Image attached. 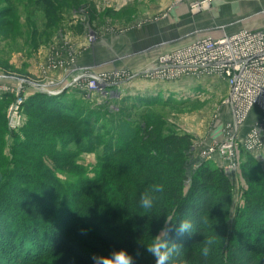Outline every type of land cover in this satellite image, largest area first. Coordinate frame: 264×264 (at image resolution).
Masks as SVG:
<instances>
[{
	"label": "trees",
	"instance_id": "obj_1",
	"mask_svg": "<svg viewBox=\"0 0 264 264\" xmlns=\"http://www.w3.org/2000/svg\"><path fill=\"white\" fill-rule=\"evenodd\" d=\"M35 1L45 8L49 17H58L59 4L56 0ZM90 15L93 17L92 25L99 22L98 12L91 10ZM77 93L87 97L84 92L68 90L58 97L36 94L23 104L28 115L35 111L44 113L50 123L51 120H56V123L62 120L72 128L53 133L48 128L50 124L46 125L41 119H30L13 141L12 153L20 159V163H12H17L19 167H11L10 160L0 159V183L3 182L0 187L3 186L0 192V264H56L57 260L62 264H94L93 257L98 254L88 253L90 258L85 262L80 260L82 254H86L83 251L80 256L69 255L68 246L77 247L82 242L78 237H83L90 249H100L99 256L108 257L115 251L125 250L132 257L133 264H155V257L147 252L145 244L159 235L167 215H173L174 220L169 225L172 228L169 242L180 247L179 253L168 264H264V225L258 229L252 226L264 221V169L251 154L242 152L246 156L242 174L255 170L260 176L256 184L253 183L254 177L244 176L247 186L242 195L244 209L238 212L236 223L231 227L230 209L235 194L233 183L223 169H212L208 166L209 162L201 163L202 166L189 176L194 149L191 137L168 131L161 121L138 124L132 119L131 122L116 120L123 114H131L130 111L107 113L108 127L101 132L103 125L97 126L96 112L92 114L91 110L85 116L87 109L83 110L68 98L69 94L76 96ZM82 96L78 98L86 101ZM5 98L12 97L7 95ZM128 98L120 97L118 100L132 102ZM151 99L154 98H137L146 102ZM5 121L3 117L0 134L5 129ZM120 123L121 130H116L118 127L114 130ZM27 150L34 151L28 154ZM83 154L100 155L96 177L79 180L72 183L73 186L68 183L67 189L56 187L58 189L54 190L53 196L48 198L42 190L48 186L41 180L47 179V176L51 179V173L62 176V167L65 170L78 169L77 160ZM62 160L65 163L60 166L59 163L63 162L58 161ZM53 161L54 168L40 171V166ZM109 171L124 177L123 182L141 194L148 192L152 195L154 207L151 212H136L130 195L124 194L123 190L119 202L114 196L106 199L107 195H101L97 184L115 183L112 179L104 180ZM71 174L74 172H66L65 175ZM12 175L21 176L28 182L24 184L14 180L12 188L7 182L4 187V182L8 177L11 180ZM59 182V179L52 180L53 184ZM160 183L165 185L164 192H153L152 186ZM15 189L31 192L30 203H35V198L39 199L41 205L36 207V213L46 219L26 211L15 200L11 202L7 197L14 195ZM16 204L24 208L18 209ZM254 208L260 209L262 216H258L257 220L244 219L243 211ZM127 211L132 212L130 218L126 216ZM190 218L194 232L178 235L175 229L180 220ZM207 236H215L217 243L205 258L200 249Z\"/></svg>",
	"mask_w": 264,
	"mask_h": 264
},
{
	"label": "rangeland",
	"instance_id": "obj_2",
	"mask_svg": "<svg viewBox=\"0 0 264 264\" xmlns=\"http://www.w3.org/2000/svg\"><path fill=\"white\" fill-rule=\"evenodd\" d=\"M56 1L59 4L58 17H49L45 8L35 0H0V124L3 117L6 120L5 129L0 134V159L10 160L11 167H14V165L19 167L17 163H20L18 162L20 159L13 156L12 146L14 138H17L15 135L24 128L28 120H43L47 123L46 125L50 124L48 128L53 133L56 130L58 132L61 129L72 128L70 124L62 120H57L60 123L51 120L50 123L44 113L35 111L28 115L24 111V107L19 110V124L17 126L13 125V122L14 124L17 123V120L13 121L12 119L15 112L12 111V108L16 100L19 101L21 97H24L27 101L36 94H41L35 92L31 85L21 84V81H31L39 85L48 79L59 80L60 77L66 76V74L75 75L84 70L82 68L88 69L87 67H95L93 72L96 74L111 72L117 67L121 71L128 70L136 74L138 71L143 72L152 67L161 54L184 50L189 44L198 39L211 37L216 40L221 36H227L229 32L234 34L242 29L255 30L264 26V0H238V11L235 13L232 11L235 0H224L220 5H217L216 0H213L215 1L213 6L199 12L192 11L189 4L177 5L175 9L173 7V4L176 3L175 0ZM91 10L98 12L100 18L99 22L93 25L91 21L93 17L90 15ZM176 10H178V14ZM167 11H171V13L165 16ZM148 18L157 20L156 24L161 25L159 36L155 38L148 36L146 39H139L138 34L133 36V34L135 35L134 32L140 30V28L131 29L124 32V34L120 32L133 27L136 21ZM241 21H244L243 24L241 23L243 26L237 28ZM89 29H92L95 33L92 32L91 34ZM150 31L151 29L148 30L149 33ZM97 38L99 39L97 40ZM59 41L66 43L67 52L62 54L61 63L53 67L54 65H49V55ZM165 44L166 46H164ZM137 47L143 48L134 50ZM131 56L133 58L127 59ZM113 59L115 62L112 61ZM109 65H112V67ZM137 65L139 67L134 68ZM113 66L115 67L113 68ZM146 79L144 76H139L118 91L122 94V97H129L128 99L132 101L130 103L129 101L120 102L121 100H118L120 97L110 98L111 96L107 97L106 95L84 97L81 93H77L76 96L69 94L68 98L74 101L76 105H80L83 110L87 109L84 112L85 116L91 110H93L92 114L96 112L97 126L99 124L103 125L102 129L100 128L101 132L108 127L109 117L107 113L130 111L131 114H123L116 120L131 122L132 119L138 124L142 122L151 124V122L161 121L166 125L168 131L191 137L194 148L189 163V176L191 177L192 173L194 174L202 166L196 160V151H200V148L202 150L205 146L217 149L216 144H221L224 141L223 123L229 119V112L224 110L223 104L229 92V87L223 82L207 78L183 79L171 82L149 81ZM69 91L73 92L74 90ZM7 95L12 98L5 100ZM79 96H82L86 101L79 99ZM140 96L154 99L149 102L137 100ZM83 121L82 116L81 122ZM132 125L136 126L135 124ZM121 126L120 123L119 126H115L113 129L115 130L118 127L116 130H121ZM14 127L16 128L14 129ZM37 130V132H40L39 129ZM33 151L27 150L26 152L32 154ZM242 152L245 151L232 152L231 161H234V163L231 166L221 162V158L218 156L210 160L208 165L212 169H223L233 183L235 194L230 209L229 225L231 227L236 223L238 212L244 209L245 199L242 195L247 191L244 176L247 178L254 177L255 182H252L255 184L260 176L255 170L244 171V174H242L246 159ZM251 155L264 169V152L260 155ZM14 157L15 160H12ZM58 163L62 166L65 161H58ZM77 163L78 169L75 170L68 168V170H65V167H62L61 172L64 173L62 176H55L51 173L50 178L52 180H60L58 184H53L49 176L46 177L47 179L41 180L46 184V187L48 186V188L42 189L48 198L53 196L54 190L58 189L56 187L67 189L68 183L73 186L72 183L75 184L79 180H92L95 178V169L100 165V155L83 154L77 160ZM154 163H157V161ZM40 167L41 172L46 171L48 167L54 168V161ZM28 171L30 175L31 172ZM66 172H74V174L65 175ZM17 176L12 175L11 180L8 177L4 184L7 182L12 188L14 180L24 184L28 182L21 179V176ZM30 176L33 177L34 175L31 174ZM106 178L112 179L115 183L109 185L107 181L105 182L106 185L97 184V189L101 195H107L106 199L114 196L113 198L118 199L117 202H119L122 200L121 190H123L124 194L130 195L134 210L139 213L144 211L140 206L142 194L128 183H124V177L109 171L105 174L104 180ZM128 182L130 181L128 180ZM135 182H140V180H135ZM2 184L3 182L0 183V187ZM1 190H3V186L0 188V192ZM30 193L15 189L14 195L7 198L11 202L15 200L25 207L16 204L18 209L24 208L39 218L46 219L36 213V207L39 208L41 205L39 199L35 198V203L28 202ZM78 196L79 190L77 191ZM1 205V207H4L3 203ZM83 205L85 206L84 203ZM105 206L107 207V204ZM243 212L245 214L243 218L246 220H249V218L257 220L256 218H260L258 216H262L260 209L256 208L246 209ZM126 216L130 218L132 212H128ZM259 222L261 223L252 225L254 226L253 229L263 227L264 221ZM78 238L82 242L77 247L68 246L70 248L69 255L73 253L80 256L81 251H83L86 253L81 256L80 260L83 262L90 258L88 255L90 252L99 256L100 249L94 251V249L86 246L83 237ZM61 254L64 255V253ZM56 264H62V262L59 263L57 260Z\"/></svg>",
	"mask_w": 264,
	"mask_h": 264
},
{
	"label": "built area",
	"instance_id": "obj_3",
	"mask_svg": "<svg viewBox=\"0 0 264 264\" xmlns=\"http://www.w3.org/2000/svg\"><path fill=\"white\" fill-rule=\"evenodd\" d=\"M174 2H176L173 4L175 9L177 5L189 4L192 11L199 12L213 6L215 1L175 0ZM168 13L170 14L171 11L165 12V16ZM156 23L157 20L150 18L139 20L133 27L120 32L124 34L131 29ZM89 31L91 34L94 32L92 29ZM65 44L59 41L55 49H52L49 65L56 67L61 63L62 54L67 52ZM87 68H82L84 70L75 75L66 74L59 80L48 79L39 85L31 81H21V84L31 85L35 92L51 97H58L67 90L84 92L87 97L95 95L122 97L118 92L121 87L139 76H144L149 81L162 82L198 78L218 80L229 87L223 104L224 110L229 112V119L223 123L224 141L216 144L217 149L205 146L202 150L201 148L200 151L197 150L196 160L201 164L218 156L221 162L231 166L234 163L231 161L233 151H245L254 155L264 152V28L242 29L234 34L229 32L227 36H221L216 40L211 37L198 39L184 50L161 54L152 67L143 72L138 71L136 74L119 69L96 74L93 72L95 67ZM25 101V98L21 97L13 105L12 111L15 112L12 119L17 120L16 124L13 122L15 126L19 124V110Z\"/></svg>",
	"mask_w": 264,
	"mask_h": 264
},
{
	"label": "clouds",
	"instance_id": "obj_4",
	"mask_svg": "<svg viewBox=\"0 0 264 264\" xmlns=\"http://www.w3.org/2000/svg\"><path fill=\"white\" fill-rule=\"evenodd\" d=\"M224 0H216L217 5H220ZM238 0L232 5V11L235 13L238 11L237 7ZM165 190V185L163 183L154 184L152 186L153 192L163 193ZM140 206L145 210L146 213H150L154 207V198L148 192H145L141 195ZM174 222L173 215H167L164 220V227L161 229L159 235L152 239L151 243L145 244L146 250L148 253L152 254L155 257V264H168L170 259L179 253L180 247L175 243H170L168 236L172 231V228L169 227ZM194 226L191 220L184 219L180 220L176 232L178 235H183L185 233H193ZM217 240L215 236H207L203 240V247L200 249V254L207 258L213 247L216 245ZM94 264H133L132 257L127 254L125 250L115 251L111 256H94Z\"/></svg>",
	"mask_w": 264,
	"mask_h": 264
},
{
	"label": "crops",
	"instance_id": "obj_5",
	"mask_svg": "<svg viewBox=\"0 0 264 264\" xmlns=\"http://www.w3.org/2000/svg\"><path fill=\"white\" fill-rule=\"evenodd\" d=\"M178 10H176V12H177ZM177 14H178V12H177ZM171 16H172V14H171ZM248 19H252V18H248ZM248 19H246V20H248ZM243 22L244 21H241V22H239V26L237 27V28H240L241 26H243L242 24H243ZM242 23V24H241ZM165 24H168V23H165ZM255 27H257V26H255ZM260 27V26H259ZM237 28H235V29H237ZM261 28H264V26H261ZM261 28H259V29H261ZM149 29H151V31H150V33L148 32V30ZM160 29H161V25H158V24H155V25H147V26H144V27H142V28H140V30H138V31H136V32H134L135 33V35L133 34V36H136V34H138V36H139V39H146V38H148V36H153L154 38L156 37V36H159V34H160ZM144 36V37H143ZM141 43H145V44H147L146 42H141ZM167 44V43H166ZM166 44L164 45V46H166ZM169 45V44H168ZM135 46V45H134ZM163 46V47H164ZM141 48H143V47H137L136 49H134V50H139V49H141ZM135 52V51H134ZM131 54L129 53V56H130ZM131 58H133V56H131V57H128L127 59H131ZM115 59H117V58H115ZM118 60H120V59H118ZM117 60V61H118ZM112 61H114V59L112 60ZM115 62V61H114ZM120 62V61H119ZM140 65V64H139ZM110 67H112V65H109ZM115 66H113V68H114ZM138 68L139 66L137 65V66H134V68ZM116 69H118V67L116 68Z\"/></svg>",
	"mask_w": 264,
	"mask_h": 264
},
{
	"label": "bare ground",
	"instance_id": "obj_6",
	"mask_svg": "<svg viewBox=\"0 0 264 264\" xmlns=\"http://www.w3.org/2000/svg\"><path fill=\"white\" fill-rule=\"evenodd\" d=\"M67 78H68V76H67ZM229 116V115H228ZM231 117V116H230Z\"/></svg>",
	"mask_w": 264,
	"mask_h": 264
}]
</instances>
